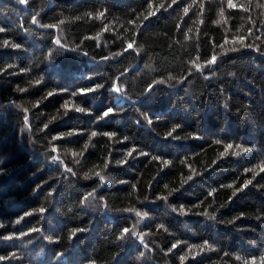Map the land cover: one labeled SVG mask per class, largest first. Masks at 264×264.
I'll return each mask as SVG.
<instances>
[{"label":"trees","instance_id":"1","mask_svg":"<svg viewBox=\"0 0 264 264\" xmlns=\"http://www.w3.org/2000/svg\"><path fill=\"white\" fill-rule=\"evenodd\" d=\"M233 3L0 0V264H262L264 0Z\"/></svg>","mask_w":264,"mask_h":264},{"label":"snow or ice","instance_id":"2","mask_svg":"<svg viewBox=\"0 0 264 264\" xmlns=\"http://www.w3.org/2000/svg\"><path fill=\"white\" fill-rule=\"evenodd\" d=\"M172 2H175V0H172ZM19 3H20V4H27V3H28V0H19ZM227 3H228V7H229V8H235V7H237V5L233 3V0H227ZM161 7H163V5H161ZM240 7L243 8V5H241ZM244 10H247V9H244ZM184 11H185V13H187L188 9H185ZM150 14H152V13H150ZM86 15L91 16L92 14H91V13H87ZM99 15H100V16H103V13L101 12ZM220 17H221V19L218 20L217 23H221V22L224 21L223 9H221V11H220ZM33 23H37V20H36L35 17H33ZM60 23H63V21H61ZM45 27H56V26H55V25H45ZM105 30H107V28H105ZM2 31H4V29H3V28H0V32H2ZM249 34H251V30H249ZM242 39H243V38H241V42H242ZM4 43H5V45H7V44H8V41H5ZM55 43H56L57 45H60V44H61L60 39L57 38L56 41H55ZM134 43H135L134 40L131 41V42H129V43L127 44V48H125V51H127L128 49L133 48ZM13 47H19V46H18V45H13ZM221 47H222V46H221ZM137 51H138V49H137ZM216 58H217L216 55H213V56L211 57V59L206 60V61L204 62V64H200V63H197V61H199V59H200V58L197 56V57L192 61V64H193V67H194L197 71H202L204 66H206V65H210V64H214V63L216 62ZM37 83H38V81H37ZM157 83H163V81H157ZM97 87H102V86H101V85H98ZM21 91H23V89H21ZM85 91H95V89H87V90H83V89H82V90H81V94H84ZM113 91H115V92H117V93H122V92L124 91V89H123L122 87H120L118 83H116V84H114V86H113ZM149 91H151V87L149 88ZM52 94H53V93H51V92L48 93L49 96L52 95ZM73 95H75V93H74ZM17 107H20V105H17ZM65 107L67 108L68 105L65 104ZM75 110L78 111V112L85 111L84 109L79 108V107H77ZM25 111H27V110L25 109ZM112 112H113V109H112V108H108L106 111L103 112V115H102L101 119L104 118V117H107V116H108L110 113H112ZM25 119H27V118H25ZM146 119H147V118H146ZM148 123L151 124L152 121L149 119V120H148ZM45 127H47V125H45ZM175 131H176V128H173L171 131H169V132L167 133V135L172 136V134H173ZM72 134H73V133H68V135H72ZM97 134H98L97 132L93 131L90 135H91L92 137H95ZM103 135L111 137V136L114 135V134H112V133H103ZM54 139H56V137H54ZM216 143H221V141H216ZM85 148H87V145H85ZM232 148H233V145H232V144H227V145L225 146V152H227L229 149H232ZM236 148L239 149L240 146L237 145ZM242 150H243V151H247V149H242ZM52 151L55 152V151H57V150H56L55 148H53ZM133 151H135V149H132V151H129V152L127 153V156H131ZM141 154H142V155H147V153H141ZM72 155H73V156H76V155H78V154L75 153V152H73ZM221 155H224V153H221ZM52 159H53V160H59L60 157H59V156H53ZM152 159L159 160L160 157H155V156H154V157H152ZM123 162H125V161H118V163H123ZM164 163L167 164L168 162H167V161H164ZM105 167H107V164H105ZM258 167L260 168L261 171H264V164L258 165ZM68 170L71 171V169H68ZM193 171H194V170H193ZM246 171H252V172H255V169H246ZM95 175H96L97 177H99L100 180H103V179H104V177L101 176L99 172H95ZM85 178H86V179H89V178H91V177H90V175L86 174V175H85ZM191 178H192V176L190 175V176L188 177V179H191ZM251 182H252L251 180L246 181L245 184L242 185V188L247 187L248 184H250ZM166 187H167V186H166ZM227 187H233V185H228ZM242 188H241V189H237V191L242 190ZM89 195H92V194L90 193ZM233 195H235V192L233 193ZM161 198H162V199H167V197H161ZM85 199H87V197H85ZM41 211H43V209H41ZM126 211H131V209H126ZM180 212H181V214H183V215H187V214H188L187 211L183 209V207H181ZM203 214H204V215H209V213H207V212H205V213H203ZM136 215H137L138 217H141V218H142V217L146 216L147 213H141V212H138V211H137V212H136ZM213 218H214V217H213ZM160 227L163 228V225H161ZM165 230H166V229H165ZM123 232H124V234H127V233L130 232V229L125 228V229L123 230ZM133 235H137V234H136L135 232H133ZM9 238H11V237H9ZM121 238H123V237H121ZM138 238L142 239V236H141V237H138ZM176 246H177L176 244H173V245H172L173 248H175ZM207 246H208V245H207V242H205V244H204L203 246H201V248H203V247H207ZM193 247H194V246H193ZM191 252H192V247L189 248V253H191ZM3 259H6V257H2V256H0V260H3ZM180 259H181V261H183V260L185 259V257L182 256V257H180ZM237 259H240V258L237 257ZM245 264H249V262H248V261H245ZM252 264H255V261H252ZM262 264H264V261H262Z\"/></svg>","mask_w":264,"mask_h":264}]
</instances>
